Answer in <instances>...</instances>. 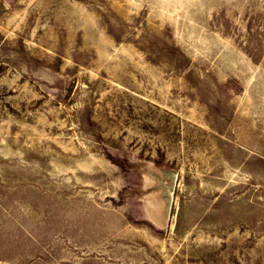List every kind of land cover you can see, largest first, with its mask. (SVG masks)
I'll use <instances>...</instances> for the list:
<instances>
[{
	"label": "rangeland",
	"instance_id": "1",
	"mask_svg": "<svg viewBox=\"0 0 264 264\" xmlns=\"http://www.w3.org/2000/svg\"><path fill=\"white\" fill-rule=\"evenodd\" d=\"M0 264H264V0H0Z\"/></svg>",
	"mask_w": 264,
	"mask_h": 264
}]
</instances>
